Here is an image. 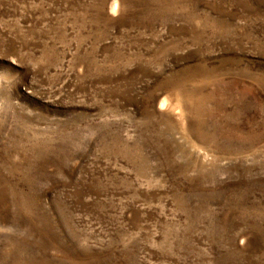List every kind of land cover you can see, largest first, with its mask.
Segmentation results:
<instances>
[{
  "label": "rangeland",
  "instance_id": "1",
  "mask_svg": "<svg viewBox=\"0 0 264 264\" xmlns=\"http://www.w3.org/2000/svg\"><path fill=\"white\" fill-rule=\"evenodd\" d=\"M0 264H264V0H0Z\"/></svg>",
  "mask_w": 264,
  "mask_h": 264
}]
</instances>
